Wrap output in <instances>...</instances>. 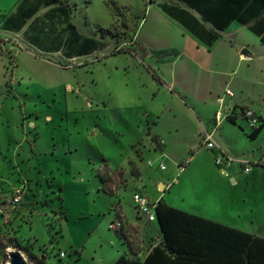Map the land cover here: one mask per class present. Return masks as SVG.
<instances>
[{"label":"rangeland","instance_id":"1","mask_svg":"<svg viewBox=\"0 0 264 264\" xmlns=\"http://www.w3.org/2000/svg\"><path fill=\"white\" fill-rule=\"evenodd\" d=\"M154 1L38 0L35 17L56 9L42 29L62 41L72 28L96 43L92 56L67 60L4 34L3 22L19 0H0V264L14 254L31 264L22 251L6 248L10 237L46 264H113L123 255L110 228L116 214L138 244L127 225L144 222L135 192L150 202L165 195L174 206L264 238V127L255 139L241 118L239 134L224 130L231 160L224 175L227 167L215 165L216 151L203 147L204 133L195 135L193 121L174 103L163 109L169 98L155 93L137 54H110L133 49L136 26ZM146 115L159 117L156 135L147 133ZM106 173H120L116 192L100 181ZM15 193L19 204L10 208ZM154 223L145 231L156 238Z\"/></svg>","mask_w":264,"mask_h":264},{"label":"crops","instance_id":"2","mask_svg":"<svg viewBox=\"0 0 264 264\" xmlns=\"http://www.w3.org/2000/svg\"><path fill=\"white\" fill-rule=\"evenodd\" d=\"M158 1L146 6L145 14L135 29L133 42L140 45L146 54L140 61L146 70L149 68L161 80L160 84L153 78L151 82L156 94L165 92L169 98V104L163 106V109L170 107L171 103L176 104L178 113L184 112L191 122L193 121L191 124L197 136L202 135L204 131H211L214 111L217 108L216 98L226 87L234 92L233 98L225 99V104L226 109H229L234 116L235 123L227 124L223 121L216 130L211 132L215 151L230 159V148L224 144L222 133L225 129L231 128L239 134L236 128L241 124L237 119L245 120L239 112L250 110L257 119L264 122V45L245 26L237 21H231L226 28L218 32L217 40L208 47L193 37L176 20L163 13L157 7ZM37 2L38 0H19L16 8L4 20L2 32L7 36L20 39L24 44L30 45L32 49L44 55L58 54L67 60H80L95 54L94 39H87L86 42V38H81L71 26L62 41L57 39L54 33H48L42 29L43 23H47L45 18L50 16V12L52 15L56 9H42L44 10L42 17L37 15L35 17L33 11L41 10ZM172 2L176 8L193 16L206 30L215 31L210 24L201 21L195 10L176 0ZM58 11L61 12L60 9ZM192 28L199 31L202 38H208V35H203L199 27ZM63 44L65 50L63 49L62 55L59 52ZM158 118L150 119L146 115L149 122L147 133L152 132L156 135L154 127ZM190 161L188 160L187 166L190 165ZM230 169L231 163L223 170L224 175H229L231 172L227 171ZM164 198L165 195H159L155 201L161 199L168 206L200 216L184 206H174ZM152 223L154 222L145 220L142 226L134 221L127 223L135 232L138 244H133L129 248L122 241L123 255L129 259L143 261L152 248L160 244L161 233L157 222L154 227L156 238L154 234H149L150 228L145 231L149 227L148 224ZM124 233L128 234L125 230Z\"/></svg>","mask_w":264,"mask_h":264},{"label":"trees","instance_id":"3","mask_svg":"<svg viewBox=\"0 0 264 264\" xmlns=\"http://www.w3.org/2000/svg\"><path fill=\"white\" fill-rule=\"evenodd\" d=\"M172 1L159 0L157 7L208 47L217 40L218 32L226 28L231 21H237L245 26L264 45V0H176L195 10L201 21L210 24L214 32L206 30L188 12L176 8ZM192 27H199L203 35H208V38H202L199 31ZM85 41L87 42V39ZM131 45L132 50L113 49L110 54H137L139 59L143 60L146 55L144 49L133 41ZM147 71L157 83H161L153 71L149 68ZM227 120L235 123L232 115ZM263 126L264 122L261 121L258 127L252 129L249 137L255 139ZM104 175L100 177V181L105 189L109 193L116 192L117 185L120 183V180L116 181V177L121 178L120 173L116 175L106 173V178ZM104 187L103 190H105ZM155 218L161 233L160 244L153 247L143 261L121 255L113 264H264L263 237L177 210L161 199L156 202ZM116 219H120L117 214ZM117 234L129 248L132 247L133 243L128 240L123 228L117 230ZM52 240L53 237L50 235V242ZM8 247L22 251L31 264H46L44 259L30 251L27 246H22L17 237L7 239L6 248Z\"/></svg>","mask_w":264,"mask_h":264},{"label":"built area","instance_id":"4","mask_svg":"<svg viewBox=\"0 0 264 264\" xmlns=\"http://www.w3.org/2000/svg\"><path fill=\"white\" fill-rule=\"evenodd\" d=\"M234 96V92L230 89V88H225L222 92L221 95H219L216 98V104H217V108L214 111V118H213V125H212V129L211 131H204V137L202 138V143H203V147L207 150H214V145L212 143L211 140V132L216 130L220 124L226 120L229 116H231V111L229 109H226V104H225V99L226 98H233ZM239 114L247 121L249 127L251 129L256 128L255 126L257 124H261V120L257 119L254 115V113L250 110H243L240 111ZM188 163V162H187ZM214 163L217 167H227L230 163L231 160L221 154L216 152L215 157H214ZM245 166L247 165L248 162H244ZM262 163V162H261ZM149 166H151V163H148ZM158 168L160 170L164 169V166L160 163ZM249 171V168L246 166L244 168V172L247 173ZM3 202L0 205V217H2L3 213H4V204L5 201L4 199H2ZM19 200L20 197L18 195V193H15V195H13L12 197L9 198L7 204L10 208H12L13 206H16L19 204ZM132 200L133 203L135 205V209H136V213L139 216H142L144 218L145 221L147 222H155L156 218H155V207H156V202H150L146 196L135 192L132 196ZM110 228L112 230H119L121 228H123L122 223L119 219H116L115 222L110 224Z\"/></svg>","mask_w":264,"mask_h":264},{"label":"water","instance_id":"5","mask_svg":"<svg viewBox=\"0 0 264 264\" xmlns=\"http://www.w3.org/2000/svg\"><path fill=\"white\" fill-rule=\"evenodd\" d=\"M9 264H22V261L20 259V257L17 255V256H12L10 259H9Z\"/></svg>","mask_w":264,"mask_h":264}]
</instances>
